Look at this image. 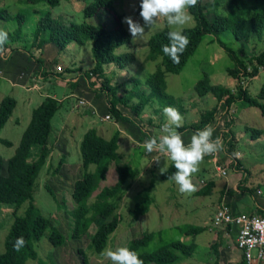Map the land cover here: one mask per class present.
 I'll use <instances>...</instances> for the list:
<instances>
[{
    "label": "trees",
    "instance_id": "1",
    "mask_svg": "<svg viewBox=\"0 0 264 264\" xmlns=\"http://www.w3.org/2000/svg\"><path fill=\"white\" fill-rule=\"evenodd\" d=\"M116 1L118 0H91L82 11L85 19L96 16L101 10L106 11L115 21V26L111 28L101 25L93 26L87 23L64 22L53 18L50 12H45L37 22L34 43L38 41L39 46L50 43L55 45L58 50H64L71 43L83 45L87 41H91L94 61L91 72L93 74L104 78V66L110 63L124 69L132 64L135 58L133 53L115 54L117 48L130 43V35L122 24V16L114 10L113 6ZM41 2L54 8L60 0H27V3L30 4ZM221 8L225 9V15H220L219 10ZM138 11H140V7ZM188 13L194 20V26L181 30L182 34L188 37L189 44L180 55L179 64H174L161 51L162 45L169 43L168 33L172 30L165 28L149 38L147 60L154 61L161 58V65L146 78L145 85L149 90L147 95H138L129 91L125 96L119 97V86H111L109 81L104 78L98 91L105 94L108 112L115 120L132 121L129 116L118 110V106L129 108L132 114L138 117L146 106L155 99L159 101L161 111L165 107L177 109L179 106L178 100L165 93V74L178 75L205 36L218 37L222 33L229 32L237 41H241L244 37L243 28L245 23L248 22L251 32L256 35L255 37L258 40L264 37V0H214L213 2L198 0L195 7L188 9ZM210 15L212 16L210 17ZM15 18L18 27L13 33L7 32V42L0 45V51L6 49L7 44L10 42L20 38L24 18L21 14H17ZM12 19V15L6 9L0 8L1 21ZM217 42L234 62L233 68L227 69L228 75L237 78L239 71L246 69L243 63L244 60L240 59L223 42L219 40ZM246 58L249 59L250 64L256 63L250 74L251 77H254L258 74L257 67H264V50L251 58L248 56ZM193 89L195 95L199 98L206 95L215 97L218 102H221L224 109H229L235 102H241L246 107H256L264 118V104L262 103L264 101V85L260 88L257 96L252 97L247 90L237 88L236 92L232 93L220 85H213L206 76L199 80ZM134 98L137 99V102L132 104L131 101ZM15 105L16 102L13 98L6 97L1 100L0 129L4 127L10 118ZM59 107L60 105L55 99L46 98L40 106L33 110L29 125L23 132L14 155L8 160L6 175L2 173V159L0 157V204L13 207L15 210L14 220L4 239V251L0 254V264H25L27 261L37 260L34 242L39 241L45 234H47L48 242L54 248L61 247L65 243V235L53 227L50 220L43 216L34 205L33 188L40 172V165L28 161L33 146L46 149L49 144L52 133L51 120ZM216 112L217 108L215 107L204 113L197 123L182 127L178 129V132L203 130L212 123ZM245 130L250 132L252 139H256L262 134V131L257 129L245 128ZM117 139L116 134L111 139L105 140L97 134L96 130L90 129L83 135L79 145L80 159L84 171L81 178L73 185L71 193L73 206L67 211L69 217L67 234L71 240H80L83 236L88 235L89 231L95 226L97 219L103 220L101 224L95 226L93 233L89 234V247L95 254L103 253L110 235L117 229L120 221L116 215L117 201L123 197L124 186L127 181L135 179L138 175L137 170L127 165L117 166L115 169L117 174L116 183L111 187L98 189L99 184L106 180L111 163L118 161ZM0 142L6 146L10 145L5 140H0ZM62 161L60 160L56 168L53 169V175L59 171ZM90 165L95 166L93 172L88 170ZM175 171L176 169L172 166L162 175L163 180L168 179ZM243 172V181L238 185L237 190L253 195V190L245 186V182L249 180L248 171L243 170ZM45 188L54 195L49 186ZM210 188L203 187L198 191V195H209ZM151 202V199L145 196L140 203L129 209L128 214L132 220L137 221L145 215L149 211ZM25 203H27V206L23 215L17 216V210ZM258 213L264 216V211L258 209ZM202 231H204V228L190 227L184 233L191 236L198 235ZM18 237H23L25 243L19 251H16L13 245ZM152 238V234L144 233L138 238L131 239L126 247L135 251L143 264H173L177 262L180 256L190 257L195 249L194 244L186 245L181 241H174L153 252H140L141 249L148 246ZM78 254L81 264H90L81 249L78 250ZM38 264H55V262L38 261ZM214 264H218V262L216 261Z\"/></svg>",
    "mask_w": 264,
    "mask_h": 264
},
{
    "label": "rangeland",
    "instance_id": "2",
    "mask_svg": "<svg viewBox=\"0 0 264 264\" xmlns=\"http://www.w3.org/2000/svg\"><path fill=\"white\" fill-rule=\"evenodd\" d=\"M82 1L84 2L85 0ZM90 1L91 0H86L87 3ZM205 1L213 2L214 0ZM59 3L60 6H56L54 8H51L44 2L30 4L27 3V0L20 1L19 4L14 7L8 5L6 9L12 15L13 19L8 22L0 20V27H5L1 30H6L7 32L12 29V27H18V22L15 16L17 14H21L24 18L21 26L22 33L25 36H29V39H33L35 33L34 28L37 27L35 14L33 13L34 10L41 11L42 14L49 11L53 18L64 22H74L76 24L87 23L93 26L101 25L107 28L115 26V21L112 16L104 10L99 11L98 14L92 18L85 19L82 11H76L71 6L70 0H60ZM76 4L78 5L77 2ZM139 5L140 0H118L114 3V10L118 15L122 16V24L128 33V26L123 23L125 17H132L134 21L140 23L141 26H144V21L139 15L140 11H138ZM219 13L220 15H225V9L221 8ZM211 16L212 15H210V17ZM193 26L194 20L191 16L190 19L182 26H170L167 24L166 20L161 19L150 27H145L143 37L136 41H132V37L129 33L130 43L115 50L116 55H123L126 53L134 54L135 62L132 63V66L136 67L139 72L133 74L132 72L127 71V75L131 78V83L135 84L137 82L138 85L136 87L139 91H141V95L147 94V90L142 88L143 85H141V78L154 73L161 65V58L157 59L155 62L147 61L143 64L149 53L147 46L149 38L165 28L169 30L181 31L186 28H192ZM243 36L244 37L241 41H237L236 38L229 32L222 33L218 37L211 35L205 36L194 54L188 59L183 70L178 75L165 74V93L175 99L177 98L176 100H178L179 103L178 108L180 107L185 111L182 114L180 113L182 116V122L184 121L187 126H189L194 119L193 113L190 112L191 108L199 110L200 113H203L215 104L212 97L209 95L203 98L197 97L193 89L195 84L206 76L211 79L213 84H216V82L221 81L222 78L226 79L228 75L227 69L233 68L234 62L225 53L223 54L221 60L216 62L212 61L214 50H222L217 40L223 42L225 46L231 49L240 59H242V57H240L241 53L245 56L252 57L264 50V37L261 40H258L255 37L256 35L251 32L248 22L245 23L243 28ZM213 38H216L214 44L206 46V42ZM76 47L81 50L80 57L81 60L84 61L83 66L88 67L89 62L92 61L91 41H87L83 45L76 44ZM71 53H74V51L71 50ZM222 82L225 84V80ZM126 85L127 87L129 86V84ZM263 85L264 72H260L259 79L254 80L251 83V86L249 85L250 95L252 97H256ZM57 90H62V88L57 87ZM262 103L264 104V101H262ZM159 105V101L155 99L153 107H160ZM238 108V122L235 125V130H241L242 126H247L252 129L262 131L264 135V118L261 116L260 111L256 107L238 106ZM159 120H163L165 123L167 118L163 114V117H160ZM137 129L142 133L141 128ZM154 131H158L159 133L161 132L159 127L156 130L154 129ZM15 133H17V130L12 132V138H14ZM185 135L186 134H181L183 138ZM252 146L253 148L248 145H242L241 149L240 147L238 148L241 150V154H243V156H245V152L246 154H252V156L248 155L247 158L249 161L247 163L244 162L243 159L241 165L238 166L237 164L235 170L239 174H243L244 172H242V169L246 168L245 170L249 172V181H253L255 179L256 180L254 182L260 181V188H253L255 191L253 192V197L258 199V201L259 199L264 201V139ZM8 152L9 151L2 144H0V155L2 158H5ZM120 153L124 152L120 151ZM124 154V158L122 157L119 161L111 163L109 174L107 175L106 180L99 184V190L104 187H111L116 183L117 174L115 167L126 164L129 159V155L126 153ZM72 158H78L79 161V152ZM69 161L73 162L72 160H67V162ZM74 161L76 162V160ZM44 163V165L50 164L51 168L48 170L42 165L41 171L39 172L33 188V202L40 210L41 214L50 220V224L65 235L66 240L63 246L54 248L48 242L47 234L43 235L39 241L34 242L37 260H30L25 264H38V261L49 263L54 261L55 264H81V259L78 254L79 249L85 253L90 264H111V261L106 259L102 253L95 254L89 247V234H92L95 230V226L101 224L103 220L97 219L95 226L89 231L88 235L83 236L80 240H71L68 237L69 217L67 215V211L73 206L71 193L74 184L73 181L78 176L68 178L60 175L52 176L50 172L57 165V159L46 160ZM203 164V162H200L198 165L199 170L190 177L194 189L196 186L201 188L203 184L200 183V180L207 179L208 174L210 172L212 173L214 170L213 164L208 163L209 170L203 171L199 168ZM172 165L173 164L170 163V160L162 162L159 165L156 164L157 167L155 166L156 168L153 169L152 175H148L142 180L133 179L127 181L124 186V195L117 201L118 209L116 211V215L120 221L117 229L112 235H110L105 250L111 249L115 251L120 247H126L131 239L139 237L144 233H148L152 234L153 238L148 246L141 249L140 252L149 253L171 242L179 241L181 238L186 239L184 231L190 227H205L206 230L202 231L198 235H191V237L195 240L194 243L196 244V249H194L192 255L190 257L180 256L177 262L173 264L211 263L215 259L213 250L211 251V249L207 246L206 240L211 239L210 235H213L211 232L210 235L208 234V229L212 228L210 218L213 212L212 205L218 200L217 192L206 196L195 195L194 191L191 193H181L179 191V186L174 181L162 179V173L168 170ZM92 168V171H94L95 166L93 165ZM235 170L234 167L232 171L229 169L228 177L218 179L217 184L220 185L227 179L233 178L235 176V172L233 171ZM242 176L241 179L238 178L239 181H243ZM46 186H49L53 190L54 195L46 190ZM257 189H260V194H258ZM145 196H148L152 201L149 211L145 215L141 216L138 221H133L128 214V210L132 209L135 204L140 203ZM241 196L247 200L250 199L251 202L253 201L247 196V194H242ZM26 206L27 203L21 206L17 210L16 215L22 216ZM4 209L10 211L5 214L4 212L6 211H3ZM1 211L3 212L1 213ZM14 211L13 207L0 204V254L4 251V239L14 220ZM243 212L247 213L248 210ZM185 243L188 245L190 244L188 241Z\"/></svg>",
    "mask_w": 264,
    "mask_h": 264
},
{
    "label": "crops",
    "instance_id": "3",
    "mask_svg": "<svg viewBox=\"0 0 264 264\" xmlns=\"http://www.w3.org/2000/svg\"><path fill=\"white\" fill-rule=\"evenodd\" d=\"M20 1L22 0H0V8L6 9L8 5L14 7L15 5H18ZM70 1L71 6L76 11H83L87 3L86 0L84 2L82 0ZM59 6L60 3L57 5V7ZM33 13L35 14V22H38L42 12L34 10ZM4 28L5 27H0V31H3L1 29ZM16 28L17 27H12V29L7 32L13 33ZM3 32L7 33L6 30ZM214 42L215 38L208 40L206 42V46H211V44H214ZM71 50H73L74 53H71ZM224 53L226 54L223 49L214 50L212 61L216 62L221 60ZM80 54L81 50L76 47L75 43L69 44L64 50H58L55 45L50 43H45L43 46H39L38 41L34 43V38L29 39V36H25L22 33V29L20 38L10 42L7 44L6 49L0 51V73L2 75L0 78V102L6 97L13 98L16 102L15 108L10 118L4 127L0 129V140H5L10 143L9 146H6L0 142V144H2L9 151L5 158H2L0 155L2 159V173L4 175H6L7 172L6 170L8 160L14 155L22 134L29 125L33 110L40 106L46 98L55 99L59 103L60 107L51 120L52 133L46 149L40 146H33L31 149V155L28 161L30 163H38L40 165V171L42 165L48 170L51 168L50 164L44 165L46 160L57 159L58 162L63 160L59 171L54 175L52 174L53 169L57 166L56 165L50 172L51 175H60L66 178L78 176L75 178L73 183L79 180L84 171L81 159L78 161V158L73 159L72 157H75V154H78L82 137L90 129L96 130L97 134L105 140H109L117 134L118 161L122 157H125L124 153L129 155V159L127 160L126 164L123 165H127L138 171V175L135 178L136 180H142L144 177L152 175L153 169L157 167L156 164L159 165L160 163L169 160L165 153H159L156 151L147 153L143 147L144 142L147 139L151 137H156L159 139V137L162 135V132L159 133L158 131H154V129L156 130L158 127L161 131L162 126L167 122L166 121L164 123L163 120H159L160 117H163L161 105H159L160 107H153L154 101L149 103L138 117L134 116L129 108L118 106V110L122 114L129 116L132 120L131 122H122L115 120L108 112L106 96L104 93L98 91V89L100 90V85L105 78L109 81L111 86H119V97L125 96V94L129 91L140 95L141 91H139L136 87L137 82L135 84L131 83V78L127 75V71L135 74L139 72L138 69L132 66V64L126 66L124 69H121L115 64L110 63L104 66V78L90 77L89 72H91L94 66L93 57L92 61L89 62L88 67H85L83 66L84 61L81 60ZM147 59L148 58L146 57L143 64L148 61ZM156 60L150 62H155ZM56 66H61L63 68V72L57 73L55 70ZM146 78L147 76L141 78V85H143L142 88L147 90L148 94L149 90L145 85ZM257 79H259V74L250 80L249 85L251 86V83ZM209 80L212 83L210 78ZM224 80L225 84L222 82ZM126 84H129V86L127 87ZM213 85H220L230 90L232 93H235V80L229 75H227L226 79L222 78L221 81H218ZM249 85L246 89L248 93L250 92ZM57 87H61L62 90H57ZM211 97L215 104L209 108L210 110H206V112L211 111L215 107L218 108L221 104V102H218L215 97ZM81 100L85 102V106L79 104V101ZM136 102L137 99L135 98L131 101L132 104H135ZM238 106L244 105L241 102L233 103L229 109L225 110V112H228L226 113L227 117L223 116V118H225V125L228 127L229 131H231V134L237 141V147L236 149H233L232 145H228L223 147L220 153L222 154L220 159L225 163L232 156H236L234 170L237 164L238 166L241 165L243 159L246 163L249 161L247 158L248 155L252 156V154H246V152L245 156L241 154L240 149L242 145H248L249 147L253 148V144L264 139L263 132L258 138L252 139L250 132H246L245 130V128L250 129V127L247 126H242L241 130H235V125L238 122ZM177 110H180L181 112L179 111V113L181 114L185 112L181 108H177ZM190 112L194 115V119L192 120L193 122L191 124L197 123L201 116L206 113L205 111L200 113L199 110L194 108H191ZM107 115L110 116V119L108 120L105 119V116ZM180 125L181 126L177 128L176 131L187 126L184 121H181ZM210 125L211 124L208 126ZM136 127L141 128L143 134ZM16 130L17 133H15L14 138H12V132ZM214 132L217 133V130L213 131V133ZM194 133L195 132L191 131L180 133L182 135L186 134L184 138L182 136L186 146L190 143L191 137ZM239 147L240 149H238ZM120 151H123L124 153H120ZM67 160H72L73 162H67ZM74 160H76V162ZM201 162L204 164L199 168H201L203 171L209 170L208 163L213 164V162L205 156ZM170 163L173 164L171 160ZM92 166L93 165H90L88 168L90 172H93ZM213 167L214 170L212 173L210 172L211 174H208L207 179L200 180V183H202L203 186L201 188L196 186L194 190L195 195H198V191L203 187H211L209 195L217 192L218 200L212 205L213 212L211 218L214 215L217 207L221 205H227L230 210L235 213H245L243 211L248 210V212L245 213L248 215H260V213H258V209L264 211L263 200L259 199L258 201V199L254 198L253 195L247 194L245 192H239L237 190L238 185L241 183L238 178L241 179V176L244 175V173L239 174L235 170L233 171L235 172V176L233 178H229L219 185L217 184V180L221 178L217 176L214 164ZM245 169L246 168H243L242 170ZM109 170L110 167L108 169L107 175L109 174ZM232 170L233 167L231 168V171ZM255 180H247L245 184V186L248 188L252 186L250 189H252L253 192H255L253 188H260V181L254 182ZM257 192L260 194V189ZM242 194H247V196L253 201L251 202L250 199L247 200L246 198L242 197ZM3 211H6L4 213L7 214L10 210L4 209ZM3 211H1V213ZM212 228L208 229V234L210 235L211 232L213 235H210L211 239H207L206 243L211 251L213 250L215 259L211 263L202 264H214L216 261L218 264H240L241 253L235 246L236 230H230L229 228ZM204 230H206L205 227ZM185 236L186 239L181 238L179 241L184 244H186L185 242L188 241L190 244H194L196 249L194 238L188 235Z\"/></svg>",
    "mask_w": 264,
    "mask_h": 264
},
{
    "label": "clouds",
    "instance_id": "4",
    "mask_svg": "<svg viewBox=\"0 0 264 264\" xmlns=\"http://www.w3.org/2000/svg\"><path fill=\"white\" fill-rule=\"evenodd\" d=\"M197 3L198 0H140L139 15L144 21V26L134 21L132 17H125L123 23L127 24L132 41H136L143 37L145 27H150L161 19L166 20L170 26L184 25L190 19L188 9L195 7ZM168 40L169 43L162 45L161 51L174 64H179L180 55L189 44V39L180 30H172L168 33ZM6 42L7 33L0 31V45ZM163 114L167 122L161 128L162 135L159 139L156 137L147 139L143 147L147 153L153 151L166 153L176 169L168 180L174 181L181 193H191L195 189L190 177L199 170L198 165L205 155L213 154L218 150L220 142L212 140L213 129L208 126L195 132L186 146L181 134L176 131L182 121L178 110L165 107ZM24 243L23 237H18L13 245L14 250L19 251ZM102 255L110 260L111 264H143L138 254L127 247H120L115 251L106 249Z\"/></svg>",
    "mask_w": 264,
    "mask_h": 264
},
{
    "label": "built area",
    "instance_id": "5",
    "mask_svg": "<svg viewBox=\"0 0 264 264\" xmlns=\"http://www.w3.org/2000/svg\"><path fill=\"white\" fill-rule=\"evenodd\" d=\"M242 60H244V65L246 69H241L239 75L235 80V92L237 88L246 90L248 88L249 81L253 78L251 77L252 68L256 66V63H249L244 54H240ZM251 58V57H249ZM258 74L264 72V67H257ZM57 73H62L63 68L61 66H56ZM257 74V75H258ZM90 77H97V75L89 72ZM2 77L0 73V78ZM255 77V76H254ZM79 104L85 106L83 100L79 101ZM220 104L217 108L216 115L211 123V128L213 131L217 130V133L212 132V140H218L220 143L218 145V150L210 155H205L214 164L216 174L220 178H227L229 169L234 167L236 156H232L225 163L221 161L220 157L222 154L221 150L223 147L232 145L233 149L237 147V141L229 131L228 127L225 125L223 116L227 117L228 112ZM225 113V115H224ZM231 119V116L229 114ZM105 119H110V116H105ZM167 156V154L165 153ZM212 227L214 229L229 228L230 230L235 229V246L241 253L240 264H264V216L263 215H248L245 213H235L227 205H221L217 207L214 215L210 220Z\"/></svg>",
    "mask_w": 264,
    "mask_h": 264
}]
</instances>
